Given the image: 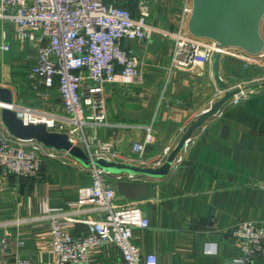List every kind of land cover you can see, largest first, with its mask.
I'll use <instances>...</instances> for the list:
<instances>
[{"label": "crops", "instance_id": "obj_1", "mask_svg": "<svg viewBox=\"0 0 264 264\" xmlns=\"http://www.w3.org/2000/svg\"><path fill=\"white\" fill-rule=\"evenodd\" d=\"M140 1L106 0L136 15ZM146 1L150 25L178 30L185 0ZM2 44L10 51L0 49V88L11 91L14 105L67 116L57 88L36 91L27 83L29 69L37 63L38 45L21 41L13 24L0 21ZM123 45L137 54L140 80L108 88V125L85 132L127 154L134 143L144 141V128L152 126L155 141L145 158L155 165L225 91L215 81L212 66L175 71L169 77L173 45L160 35ZM245 57L239 50L221 55L219 73L229 91L256 79L264 84V71L246 68ZM193 139L164 179L120 182L133 186L129 198L118 195V203L141 205L151 228L134 231V240L144 255L155 254L158 264H240L243 251L233 230L240 223H264V191L259 188L264 184V87L238 105L227 103ZM122 162L126 160L117 163ZM89 184L88 170L70 157L47 161L41 180L20 179L0 170V264H14L16 258L54 264L48 216L74 211L78 191ZM72 230L76 236L87 233L81 224ZM120 261L118 250L108 245L92 251L87 264Z\"/></svg>", "mask_w": 264, "mask_h": 264}, {"label": "built area", "instance_id": "obj_2", "mask_svg": "<svg viewBox=\"0 0 264 264\" xmlns=\"http://www.w3.org/2000/svg\"><path fill=\"white\" fill-rule=\"evenodd\" d=\"M191 13L192 2L185 0L179 28L170 32L148 23L151 15L146 0L139 2L137 15L126 8L109 5L106 0H0V21L13 24L21 41L38 45L37 63L29 69L27 83L36 91L57 88L67 116L16 105L11 108L26 124H44L52 132L67 134L92 161L126 160L122 163L143 168L161 167L175 146L167 147L162 161L151 165L145 154L155 141L152 126L144 128V141L134 143L127 154L111 142L100 141L97 135L89 137L85 131L108 125V88L116 84L129 86L140 80L141 64L137 54L125 48L124 41L147 42L159 35L170 41L173 50L169 77L175 71L210 67L215 54L223 55L228 51L221 50L215 42L190 35L187 23ZM0 49L8 52L10 46L2 44ZM245 67L263 72L264 52L258 57L246 55ZM263 87L258 79L254 84H241L236 89L239 93L230 102L238 105ZM3 108L0 104L1 171L20 179L41 180L47 161L69 158L35 141L12 137L2 121ZM193 143V138L188 140L185 150ZM179 162L180 156L176 160ZM88 172L90 184L78 191L74 211L48 216L54 264H87L92 251L108 245L120 253L119 264H158L157 256L144 255L134 240V231L151 228L141 205L118 203L117 185L126 178L135 180V177L113 176L96 167ZM259 188L264 191V184ZM89 214L98 219L86 217ZM77 224L87 227L85 235L73 233V226ZM233 237L241 243L243 258L240 264L264 261V223L261 226L240 223L233 230ZM14 264L33 263L29 259L16 258Z\"/></svg>", "mask_w": 264, "mask_h": 264}, {"label": "water", "instance_id": "obj_3", "mask_svg": "<svg viewBox=\"0 0 264 264\" xmlns=\"http://www.w3.org/2000/svg\"><path fill=\"white\" fill-rule=\"evenodd\" d=\"M191 2L192 13L187 23L191 36L215 42L221 50H239L251 57L263 54L264 0H191ZM220 60L221 53L215 54L212 69L219 88L225 91L224 97L198 117L159 168H143L103 159L92 161L82 148L71 142L67 134L52 132L44 124H26L11 108L14 105L11 91L0 88V104L4 106L2 121L12 137L25 142L35 141L46 149L66 154L87 170L96 167L113 176L164 179L169 175L177 158L185 151L186 142L191 140L208 120L217 116L221 109L239 93V90L229 91L221 79ZM132 186L131 184L117 185V193L121 199L129 198L127 197L128 189Z\"/></svg>", "mask_w": 264, "mask_h": 264}, {"label": "rangeland", "instance_id": "obj_4", "mask_svg": "<svg viewBox=\"0 0 264 264\" xmlns=\"http://www.w3.org/2000/svg\"><path fill=\"white\" fill-rule=\"evenodd\" d=\"M222 55V54H221ZM215 56V55H214ZM233 104V103H232Z\"/></svg>", "mask_w": 264, "mask_h": 264}, {"label": "trees", "instance_id": "obj_5", "mask_svg": "<svg viewBox=\"0 0 264 264\" xmlns=\"http://www.w3.org/2000/svg\"><path fill=\"white\" fill-rule=\"evenodd\" d=\"M134 14V13H133Z\"/></svg>", "mask_w": 264, "mask_h": 264}]
</instances>
